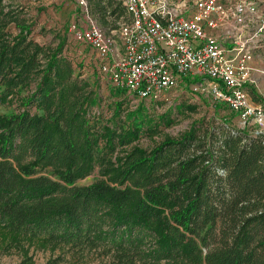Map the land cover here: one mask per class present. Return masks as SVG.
<instances>
[{"label":"trees","instance_id":"16d2710c","mask_svg":"<svg viewBox=\"0 0 264 264\" xmlns=\"http://www.w3.org/2000/svg\"><path fill=\"white\" fill-rule=\"evenodd\" d=\"M93 3L104 26L126 18L117 0ZM36 25L0 0V225L8 234L104 251L113 264H264V129L219 118L221 109L239 115L209 99L212 116L156 141L175 122L152 116L159 101L131 108L112 85L111 95L124 96L107 104L100 74L83 70L64 36L37 41ZM96 170L93 182L79 183Z\"/></svg>","mask_w":264,"mask_h":264},{"label":"built area","instance_id":"2783aa9c","mask_svg":"<svg viewBox=\"0 0 264 264\" xmlns=\"http://www.w3.org/2000/svg\"><path fill=\"white\" fill-rule=\"evenodd\" d=\"M70 32L89 45L98 71L139 101L170 102L184 85L224 103L243 126L263 129L264 0H117V27L101 24L89 0Z\"/></svg>","mask_w":264,"mask_h":264},{"label":"rangeland","instance_id":"374dc122","mask_svg":"<svg viewBox=\"0 0 264 264\" xmlns=\"http://www.w3.org/2000/svg\"><path fill=\"white\" fill-rule=\"evenodd\" d=\"M89 1L90 9L95 14L93 6L95 0ZM5 2L22 8L29 17L37 20V25L32 34L37 41L43 44L50 43L55 33L60 34V37L64 36L67 40L66 48L69 55L74 56L77 61H83V70L90 74L99 73L100 62L96 52L86 43L75 40L70 32L71 24L77 21L81 13L76 0H5ZM110 20L113 21V18ZM257 64L264 66V54L257 56ZM99 76L107 104L122 99L124 95L120 97L110 94L112 84L109 77L103 74ZM261 87L264 88V84ZM130 95L127 93L129 98H131ZM254 99L264 105V102L259 98L255 97ZM135 104L131 101L127 106L135 108ZM180 106L183 107V110L178 108ZM188 106L195 107V110L187 109ZM150 111L155 119L165 113H170L175 118L172 125H162L160 132L154 135L155 140L160 141L166 135H180L190 127L194 120L205 115L212 116L214 107L211 106L209 99L203 93H195L189 84H183L170 102L150 103ZM217 116L219 118L231 117L230 123L237 127L243 126L241 120L232 115L228 109H221L217 112ZM254 127L264 129V126L257 125ZM140 143L143 146L154 144L152 139L148 137H143ZM97 177L98 172L96 170L91 176L79 181V183L89 184ZM0 264H113V258L112 254H106L104 251L81 253L68 247L54 248L43 243L40 239H18L9 235L0 225Z\"/></svg>","mask_w":264,"mask_h":264}]
</instances>
